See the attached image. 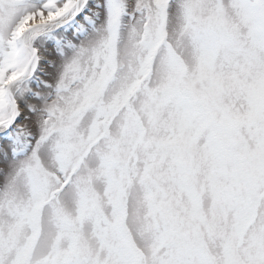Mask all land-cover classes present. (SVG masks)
Listing matches in <instances>:
<instances>
[{
	"label": "snow or ice",
	"instance_id": "1",
	"mask_svg": "<svg viewBox=\"0 0 264 264\" xmlns=\"http://www.w3.org/2000/svg\"><path fill=\"white\" fill-rule=\"evenodd\" d=\"M0 264H264V0H0Z\"/></svg>",
	"mask_w": 264,
	"mask_h": 264
}]
</instances>
